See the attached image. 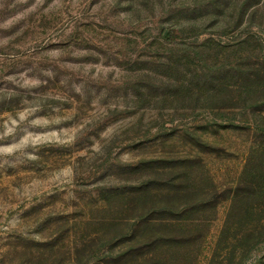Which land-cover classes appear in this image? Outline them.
I'll use <instances>...</instances> for the list:
<instances>
[{"label": "rangeland", "instance_id": "1", "mask_svg": "<svg viewBox=\"0 0 264 264\" xmlns=\"http://www.w3.org/2000/svg\"><path fill=\"white\" fill-rule=\"evenodd\" d=\"M0 264H264V0H0Z\"/></svg>", "mask_w": 264, "mask_h": 264}]
</instances>
